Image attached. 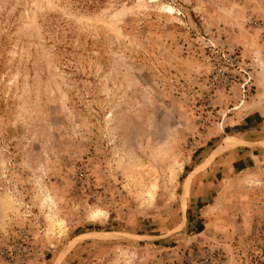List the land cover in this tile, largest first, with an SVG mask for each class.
Returning a JSON list of instances; mask_svg holds the SVG:
<instances>
[{
  "label": "rangeland",
  "instance_id": "1",
  "mask_svg": "<svg viewBox=\"0 0 264 264\" xmlns=\"http://www.w3.org/2000/svg\"><path fill=\"white\" fill-rule=\"evenodd\" d=\"M262 252L264 0H0V264Z\"/></svg>",
  "mask_w": 264,
  "mask_h": 264
},
{
  "label": "built area",
  "instance_id": "2",
  "mask_svg": "<svg viewBox=\"0 0 264 264\" xmlns=\"http://www.w3.org/2000/svg\"><path fill=\"white\" fill-rule=\"evenodd\" d=\"M261 264H264V252H262Z\"/></svg>",
  "mask_w": 264,
  "mask_h": 264
},
{
  "label": "crops",
  "instance_id": "3",
  "mask_svg": "<svg viewBox=\"0 0 264 264\" xmlns=\"http://www.w3.org/2000/svg\"><path fill=\"white\" fill-rule=\"evenodd\" d=\"M223 146H226V142L222 143V147ZM229 148H232V147H224L223 149H229Z\"/></svg>",
  "mask_w": 264,
  "mask_h": 264
}]
</instances>
